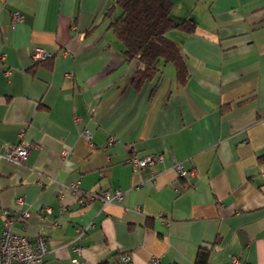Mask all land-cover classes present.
I'll return each mask as SVG.
<instances>
[{
	"label": "crops",
	"instance_id": "1",
	"mask_svg": "<svg viewBox=\"0 0 264 264\" xmlns=\"http://www.w3.org/2000/svg\"><path fill=\"white\" fill-rule=\"evenodd\" d=\"M113 1L0 0V153L31 144L22 164L0 160V236L11 208L16 231L46 237L41 264H199L206 249L207 264H264V0H175L196 25L168 32L189 81L164 63L141 88ZM36 47L55 57L34 63ZM129 144L162 160L135 171Z\"/></svg>",
	"mask_w": 264,
	"mask_h": 264
},
{
	"label": "trees",
	"instance_id": "2",
	"mask_svg": "<svg viewBox=\"0 0 264 264\" xmlns=\"http://www.w3.org/2000/svg\"><path fill=\"white\" fill-rule=\"evenodd\" d=\"M174 6L175 0H114L107 10L109 28L121 42L125 59L139 64L133 77L136 88H141L160 74L164 63L175 66L177 80L181 84L189 81L186 55L181 44L171 39L168 32L176 28L190 33L195 31L196 25L189 19L175 20L172 14ZM259 162L264 163V155ZM208 259V249L201 250L198 263L207 264Z\"/></svg>",
	"mask_w": 264,
	"mask_h": 264
},
{
	"label": "built area",
	"instance_id": "3",
	"mask_svg": "<svg viewBox=\"0 0 264 264\" xmlns=\"http://www.w3.org/2000/svg\"><path fill=\"white\" fill-rule=\"evenodd\" d=\"M23 19V16L19 12L13 13V24H17ZM6 54H2L1 57L5 58ZM54 53L42 48L36 47L30 55L31 61L38 63L44 61L48 58H52ZM89 134V132L87 133ZM115 137H110L108 144L112 145L116 142ZM31 144L25 140L13 145H7L5 147V152L0 153V160H7L15 164H22L25 160ZM131 149V155L129 157L128 163L133 167V170H139L146 165L154 164L157 160H162V156L152 153L140 155L135 149L133 144H129ZM70 150L65 149L63 154H68ZM175 168L179 175L185 174L184 166L181 162L176 161ZM54 179V178H52ZM55 180V179H54ZM64 187L75 191L78 188V182H72L70 185H65ZM62 196V193H61ZM92 196L100 197L104 203H109L114 200H121L123 193L121 190L116 191L114 194L110 192H104L103 195L98 193H92ZM23 204V199L17 197L15 200V206L21 209ZM21 211V210H20ZM49 211V210H48ZM23 217H28L30 212L22 211ZM3 227L0 236V264H41L49 251L48 242L45 236L38 235L34 238H30L25 234H22L15 230L13 220L11 219V208H5L3 210ZM86 228L79 229V238H82ZM77 252H81L82 248L77 247ZM122 261L125 264H132L130 257L127 255L122 256ZM73 263H77V259H73ZM149 264H160L157 258H152Z\"/></svg>",
	"mask_w": 264,
	"mask_h": 264
}]
</instances>
